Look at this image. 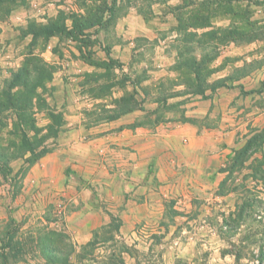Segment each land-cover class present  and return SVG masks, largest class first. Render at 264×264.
I'll list each match as a JSON object with an SVG mask.
<instances>
[{
  "label": "rangeland",
  "instance_id": "374dc122",
  "mask_svg": "<svg viewBox=\"0 0 264 264\" xmlns=\"http://www.w3.org/2000/svg\"><path fill=\"white\" fill-rule=\"evenodd\" d=\"M45 1L0 0V94L14 99L13 109L0 112V144L21 146L1 163L11 173L0 169V264H264V127L245 133L220 174L209 177L213 188L196 183L179 197L186 204L169 199L175 208L160 222L122 226L108 209L107 221L87 237L68 221L78 210L72 195L30 198L22 191L29 155L25 139L9 134L20 126L34 152L48 154L79 122L119 118L140 100L149 112L158 106L159 116L172 104L169 113L183 121L187 101L196 98L190 93L220 79L260 92L263 83L251 80L264 69V0L198 3L192 17L181 18L198 31L179 32L165 49L155 38L139 42L125 50L126 61L113 58L94 32V6L86 17H68L45 11ZM162 57L169 63L160 64ZM48 238L61 250L47 252Z\"/></svg>",
  "mask_w": 264,
  "mask_h": 264
},
{
  "label": "crops",
  "instance_id": "0c3cea01",
  "mask_svg": "<svg viewBox=\"0 0 264 264\" xmlns=\"http://www.w3.org/2000/svg\"><path fill=\"white\" fill-rule=\"evenodd\" d=\"M215 1L222 0H46L45 11L86 17L104 2L103 22L93 26L94 32L113 58L126 61L125 50L139 42L155 38L158 48L165 49L179 32L198 31L182 24L181 18L192 17L190 10L198 3ZM167 63L162 57L160 64ZM257 73L263 74L260 80L251 81L263 83L258 93L252 92L255 85L246 87L241 81L243 91L251 93L243 96L235 83L233 88L206 91L205 99L196 95L187 101L189 121L169 113L174 111L172 104H167L165 116H159L157 106L150 114L143 103V109L115 120L89 127L79 122L64 133L55 152L29 168L22 191L27 188L30 198L72 195L69 200L78 210L68 221L78 223L86 237L107 221L108 209L118 213L122 226L160 222L166 210L175 208L167 203L186 204L179 197L197 188L196 183L202 190L213 188L209 177L220 174L245 133L264 127V69ZM23 205L31 207L32 202Z\"/></svg>",
  "mask_w": 264,
  "mask_h": 264
},
{
  "label": "trees",
  "instance_id": "16d2710c",
  "mask_svg": "<svg viewBox=\"0 0 264 264\" xmlns=\"http://www.w3.org/2000/svg\"><path fill=\"white\" fill-rule=\"evenodd\" d=\"M103 9H104V2H103L102 5L98 6V9H97L98 11L95 14L93 13L94 15L92 14L91 17L88 18V20H90L91 23H95L96 22V24H101V22L99 20L102 18L101 14H102V10ZM52 31L55 32L54 30H52ZM38 71H39V69H33L34 73H37ZM28 73H29V71H25V74H28ZM242 76H244V74L240 73V76L237 77V80L238 79L240 80ZM223 79H226V78H223ZM223 79H220L219 84L217 86H213L209 90H211L213 92V91H215V89H217L219 87L233 88V85L231 86L230 84H225V81ZM238 87L240 89H242L240 86H238ZM32 89H33V86L30 87L31 91H32ZM204 90L203 91L202 90H195L192 93H190V95H195V96L198 95V96H201L202 98L205 99L204 93L206 91L204 92ZM241 92H242V90H241ZM252 92H254V91H252ZM242 93L243 94H249L251 92H242ZM140 102H141L140 104L145 103V101H143V100H140ZM2 103H4V104H2ZM166 106H167V104H166ZM13 107H14V99L12 97H10L9 95H7L5 92H2L0 94V112L2 111V109L5 111V110L10 109V108L13 109ZM157 108L159 109L158 106H157ZM162 108H164V107L162 106ZM135 109L136 108L127 109V111H124V112L128 113V112H131V111H133ZM137 109H143V108H142L141 105H139L137 107ZM154 112L155 111H152V112H149V113L153 114ZM115 118H118V116L116 115V116L112 117L111 119L109 118L108 121L113 120ZM189 120L190 119H185L183 121H189ZM18 127H19L18 131L13 129L14 132H11L9 134H13V135H15L17 137H22L23 139H25L24 142H25V145H26V149H23V151L27 152L29 156H24V159H23L25 164H26V167L24 168V170H22V177H23V176H25L27 174L29 168L34 163H36L40 159V157L44 156V154H46L47 152L45 150H43V151H41V152L36 154L34 152V149L32 147H30L29 142H28V140L25 137V133L22 130L23 128L20 130V126H18ZM263 131L264 130H262L261 132H263ZM13 142H12V144H13ZM20 147L21 146H18V148H20ZM18 148L17 147L16 148L15 147H11V144H9L7 142L0 144V169L8 168V166H6L7 165L6 163H5V165L1 164V163H3L4 159H7V162H8V160L13 159V157H10L11 156L10 153L13 154L15 150H18ZM7 172L11 173L10 168L7 169ZM53 245H54V242L50 238H48V243L46 245V251L52 253V252H57V251L61 250V249H58V248L54 247ZM2 249H3V247H1V250Z\"/></svg>",
  "mask_w": 264,
  "mask_h": 264
}]
</instances>
